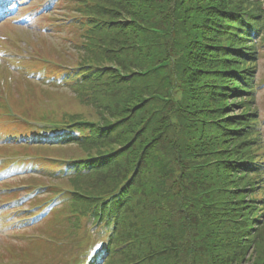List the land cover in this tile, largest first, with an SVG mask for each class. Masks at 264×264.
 <instances>
[{
    "label": "trees",
    "instance_id": "16d2710c",
    "mask_svg": "<svg viewBox=\"0 0 264 264\" xmlns=\"http://www.w3.org/2000/svg\"><path fill=\"white\" fill-rule=\"evenodd\" d=\"M66 1L75 60L48 78L81 111L51 93L27 108L49 117L28 132L40 181L71 191L47 247L91 257L77 264H264V0Z\"/></svg>",
    "mask_w": 264,
    "mask_h": 264
},
{
    "label": "rangeland",
    "instance_id": "374dc122",
    "mask_svg": "<svg viewBox=\"0 0 264 264\" xmlns=\"http://www.w3.org/2000/svg\"><path fill=\"white\" fill-rule=\"evenodd\" d=\"M20 1V6L13 5L11 7L15 9L19 7L16 11L14 10V19L0 20V95L4 91L9 93V95L13 97L10 98L11 103L17 107L20 113L25 116L28 115L29 118L37 117V115L35 111H28L27 108L37 106L43 100H47L48 98L45 95L50 93L51 96L57 95V97L53 98H56L57 102L55 103V106L59 110L65 109L81 111L82 106L73 100V94L71 91L64 88L55 90V87L46 85L41 81L36 82L34 81L36 78L33 77L32 73L35 68H39L41 70H52L50 63H48L49 60L54 62L60 61L63 63H66L64 62L66 61V58L71 61L75 60V49L69 44V40L66 39L67 37L73 38V36L71 35L69 29L63 26L65 22L62 20V18L66 16L65 13H67V1L60 0L58 3L53 2V0ZM30 12L34 16H31ZM16 20L19 21L16 22ZM20 55L23 57L28 56L30 59L21 62V69H11L9 67V65H11L9 62L12 61L10 56L16 59ZM259 55L255 72L256 89L254 93V104L258 107L257 112L261 118V128L264 134V51L262 52L261 50ZM17 72L19 74H17ZM29 76L34 80H26ZM82 111L86 114L90 113L89 108H84ZM45 112H47V109ZM32 113L34 117L31 116ZM86 117L93 118L89 116ZM39 118L40 116L37 117V119ZM27 127L28 125L26 124L23 126H15L14 129L24 131ZM33 147L34 146H27V144H20L16 146L15 149H17L16 152L35 153L36 151ZM38 163H44V165L47 164L46 161H41L39 159ZM39 175H42V172L38 174L33 170L30 174L23 172L22 175L18 177H13V175L7 178L5 177L6 179L0 177V198H3L0 199V208L8 210L12 206V200L8 198L10 196H1L5 193V191H7L5 188L11 185L15 186V184L27 182L34 183L37 180L39 181L42 177ZM27 177L28 179L20 181ZM31 177L34 178H32V181ZM51 183L56 185V187L60 190L66 188V186L59 180L52 181ZM31 197H35V194ZM58 200L59 203L62 202V198ZM22 204L23 206L21 207V210H27L28 204L26 201H23ZM38 208L39 207L33 209V211ZM11 214L18 215V212L16 210L7 211V221H13L12 224H10V226L8 225L7 228L0 225L1 261H6V259L12 257L9 253L12 247L13 252L16 254L13 261L17 264H62L67 261L66 257H63L61 252L57 253L53 248L47 247L49 244H58V241L55 238L63 231L61 226L57 225L46 227L48 223L58 224V220L55 219L54 215L49 214L46 219L36 227L29 226L30 228H24L27 223H25L22 219L19 220V217L14 218ZM60 215L63 217L62 214ZM15 226L20 229L16 230L15 233H8V231H10L9 228H13ZM30 232H32L33 236L36 238L37 236L34 234L45 233L42 235V238L48 240V243L42 244L37 240H27L25 242V246H23L24 242L21 243L20 239L31 238L32 233ZM63 235H66L65 232ZM51 236L55 238H52ZM13 261L8 260L2 264H13Z\"/></svg>",
    "mask_w": 264,
    "mask_h": 264
}]
</instances>
